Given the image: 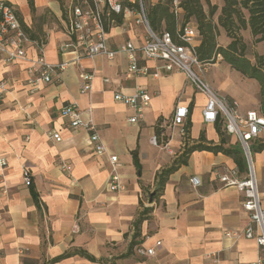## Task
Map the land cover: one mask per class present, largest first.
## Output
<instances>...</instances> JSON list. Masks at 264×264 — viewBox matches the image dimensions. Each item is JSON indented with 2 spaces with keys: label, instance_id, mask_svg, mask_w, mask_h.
Listing matches in <instances>:
<instances>
[{
  "label": "crops",
  "instance_id": "1",
  "mask_svg": "<svg viewBox=\"0 0 264 264\" xmlns=\"http://www.w3.org/2000/svg\"><path fill=\"white\" fill-rule=\"evenodd\" d=\"M6 1L14 5L28 34L46 37L41 49L37 40L28 45L29 57L43 49L52 63L75 58L74 53L64 55L60 47L71 38L66 30L68 7L82 0H69L65 8L59 0ZM123 18L122 24L108 27V43L114 49L128 40L141 45L145 32L135 23L136 14ZM138 61L149 69L147 74H128L126 53L113 59L83 58L52 83L39 82L37 87L29 83L27 61L10 65L0 61V93L1 84L6 87L0 98V159L7 160L5 166L0 162V264H252L259 258L260 246L244 235L251 217L243 206V191L222 187L213 175L215 168L238 167L231 156L193 151L149 202L146 195L158 188L157 173L172 165L186 146V136L172 125L179 104L189 108L190 144L199 141L202 132L216 143L220 136L215 122L204 121L206 96L183 72L166 71L159 61L146 60L141 53ZM84 75H93L88 92H82ZM139 87H146L152 99L143 116L132 122L135 110L116 100L115 94H133ZM228 94L239 102L241 112L257 107ZM73 102L84 111L85 120L93 119L109 152L118 155L124 190L108 189L109 156L96 155L88 132L72 128L60 113ZM260 110L264 112L262 106ZM52 130L60 133V141L50 137ZM154 135L166 144H152ZM235 138L232 143L238 141ZM263 142L264 132L251 147L264 208V148L257 149ZM134 150L141 170L134 164ZM63 162L71 166L69 171L62 169ZM25 171L31 174L30 186L24 184ZM193 176L201 179L200 186L191 183ZM146 209L135 237L136 221ZM157 240L162 246L156 255L136 252L137 245L149 247ZM76 250L96 261L73 254L52 262Z\"/></svg>",
  "mask_w": 264,
  "mask_h": 264
},
{
  "label": "built area",
  "instance_id": "2",
  "mask_svg": "<svg viewBox=\"0 0 264 264\" xmlns=\"http://www.w3.org/2000/svg\"><path fill=\"white\" fill-rule=\"evenodd\" d=\"M179 1H175L176 11L181 8ZM134 12L138 18L137 22H143L147 26L146 34L141 45H136L128 40L117 48H112L108 43V27L113 26L116 15H125ZM66 30L71 37L70 41L61 45L60 51L65 55L74 53V59L62 60L59 63L49 62L44 53L37 57L28 56L27 47L33 40L23 27L15 7L6 0H0V61L10 65L18 61L29 63V83L35 87L42 83H52L58 79L67 67L83 58H94L99 55L113 59L117 53H126L130 59L128 74H147L149 69L140 66L138 53L146 60L154 59L159 61L160 68L173 72H183L189 83L197 90L204 93L207 98L203 109L205 122L214 123L218 118L224 120L225 130L229 135L237 137L241 143L247 161V170L242 173L239 167L215 168L213 175L222 187L235 186L243 191L245 200L244 208L250 213L251 222L244 231L246 238L254 239L260 246V256L252 264H264V208L259 190L257 171L254 166L251 146L252 143L264 132V112L250 109L245 112L239 110V102H229L221 97L214 88L207 82L206 74L211 62H203L198 55L197 46L200 40L199 30L196 24L186 23L177 30V40L169 31L158 32L151 28L144 0H82L69 5L66 18ZM40 49L44 44H40ZM221 56V55H218ZM93 75H84L82 92H88L92 87ZM0 98L3 97L6 87L1 84ZM115 99L125 103L135 110V115L130 121L135 122L143 116L144 110L150 104L152 95L146 87H139L133 94L118 92ZM68 118L72 128H84L89 134V142L98 156H109L110 174L107 187L110 191L117 192L125 189L122 174L119 171L121 162L118 155L110 153L106 143L98 133L93 119L83 118L84 111L77 103L65 105L60 112ZM189 115V108L185 105L176 107L172 118V125L177 127L182 137L187 135L186 119ZM50 137L60 141L62 139L58 131H50ZM151 143L158 145L157 137L151 138ZM2 166L7 164L5 158H1ZM62 169L69 171L71 166L63 162ZM24 184H32L31 174L27 171L23 175ZM191 183L198 187L202 184L198 176L190 179ZM230 233H227L229 235ZM162 246V241L157 240L153 246L137 245L135 250L140 255H156L157 250Z\"/></svg>",
  "mask_w": 264,
  "mask_h": 264
},
{
  "label": "trees",
  "instance_id": "3",
  "mask_svg": "<svg viewBox=\"0 0 264 264\" xmlns=\"http://www.w3.org/2000/svg\"><path fill=\"white\" fill-rule=\"evenodd\" d=\"M32 4L33 0H29ZM64 5L63 0H59ZM80 1V0H75ZM225 3L222 7L221 14L218 17V23L214 20V14L217 10V5L212 4L208 0V10L205 9L202 0H181L179 2V8H181L184 21L179 22V12L176 11L175 0H160L155 4L149 5L147 9V17L151 28L155 31H169L175 40H177V30L179 27L189 23L191 18L196 20V25L200 34V44L197 46V52L199 58L203 62H215L218 55H221L223 59L231 65V67L246 77L255 79L259 82L261 87V104L264 109V56L258 57V62L252 63L247 56V45L242 41V37L239 35L241 29L249 28L251 34L257 41H264V0H224ZM123 15H116V24L123 23ZM218 25L225 28L232 41L228 46L219 45L217 37L219 35ZM29 29L27 30V32ZM29 33V32H28ZM30 37L39 43H45V38L30 34ZM192 122L189 119L186 123L187 135L185 137V148L183 153L170 165L162 169L157 173L158 179V193H160L168 177L171 173L175 172L181 164L187 163V158L190 153L195 150H208L215 153L222 152L228 156H231L236 165L239 167L242 173L247 170V161L244 149L240 142H231L230 135L226 132L224 126V120L218 118L215 122V128L220 136L219 142L209 141L205 133L202 132L199 141L192 144L189 143V132ZM156 133L160 135L161 130L159 127L156 129ZM264 148V142L261 143L257 149ZM252 152L254 151L251 147ZM133 160L135 166L141 170L142 166L139 160L138 151H132ZM157 193V194H158ZM156 194V195H157ZM155 195V197H156ZM38 207H41L37 195L34 193ZM149 210L143 211L142 216L136 221V233L135 237L139 236V227ZM135 241L132 243L131 248L135 245ZM73 254H81L90 260L96 261V259L85 251L76 250L71 253H66L62 257H57L52 262L59 261Z\"/></svg>",
  "mask_w": 264,
  "mask_h": 264
},
{
  "label": "rangeland",
  "instance_id": "4",
  "mask_svg": "<svg viewBox=\"0 0 264 264\" xmlns=\"http://www.w3.org/2000/svg\"><path fill=\"white\" fill-rule=\"evenodd\" d=\"M64 1V8L67 5L69 0H63ZM160 0H144V8L147 13V9L149 5L152 3H157ZM175 1H181V0H175ZM212 4L217 5L216 13L214 14V20L216 23H218V17L221 14L222 7L225 3L224 0H210ZM204 3V7L206 10H208L209 5L207 4L208 0H202ZM179 22L184 21V15L182 10H179L178 15ZM138 18H134V21L136 24H139L143 27L144 32L146 34L147 26L143 22H137ZM191 24H197L196 20L194 18H191L190 20ZM116 24V23H115ZM219 29V35L217 37V41L219 45L222 46H228V44L232 41V38L228 36L225 28L221 25H218ZM30 35V34H29ZM41 35V34H40ZM239 35L242 37V41L246 43L247 45V56L252 61V63L258 62L259 56H264V41H257L255 37L251 34L250 29H241L239 31ZM42 38H45V36H42ZM39 43V41H38ZM41 44V43H39ZM218 75V76H216ZM213 77L216 79V83L212 82L209 78ZM207 82L214 88V90L221 96L224 97L229 102L235 100V98H232L228 93L232 92L237 95H239L241 98L245 99L247 102H252L253 104H256L255 107L256 110L261 109V87L257 80L251 79L246 77L241 72L233 69L230 64H228L222 56H218L215 62L209 67L208 72L206 74ZM253 108V109H255ZM232 139H236L235 137H231ZM158 145L160 147H163L166 143H164V140L157 139ZM164 144V145H163ZM162 170V169H161ZM146 197H149V194L146 195Z\"/></svg>",
  "mask_w": 264,
  "mask_h": 264
},
{
  "label": "water",
  "instance_id": "5",
  "mask_svg": "<svg viewBox=\"0 0 264 264\" xmlns=\"http://www.w3.org/2000/svg\"><path fill=\"white\" fill-rule=\"evenodd\" d=\"M157 192H158V189H156V190H154V191L149 193V202L150 203H152L154 201V197L157 194Z\"/></svg>",
  "mask_w": 264,
  "mask_h": 264
}]
</instances>
